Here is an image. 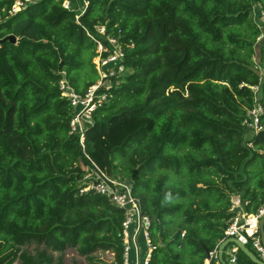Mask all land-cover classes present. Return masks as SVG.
<instances>
[{"label":"trees","instance_id":"1","mask_svg":"<svg viewBox=\"0 0 264 264\" xmlns=\"http://www.w3.org/2000/svg\"><path fill=\"white\" fill-rule=\"evenodd\" d=\"M16 1L0 0V264H52L46 253L19 255L32 242L124 264V213L80 194L89 161L59 89L63 72L79 93L99 79L88 36L107 45L98 25L122 36L127 73L94 113L87 154L133 182L153 221L150 264H207L232 196L248 212L264 202V115L258 135L244 126L250 87L264 108V23L253 10L264 0H91L79 23L82 0H32L11 16ZM239 264L256 263L240 251Z\"/></svg>","mask_w":264,"mask_h":264},{"label":"built area","instance_id":"2","mask_svg":"<svg viewBox=\"0 0 264 264\" xmlns=\"http://www.w3.org/2000/svg\"><path fill=\"white\" fill-rule=\"evenodd\" d=\"M80 9L83 15L91 0H82ZM32 0H17L9 11L14 16L22 9H25ZM66 9H71V4L66 1L63 5ZM260 7L255 5L253 10ZM264 15V12H261ZM259 18V19H260ZM96 32L105 38L107 45L102 40L93 37L89 32L88 36L97 44V56L94 64L99 75V79L91 85L84 93H79L71 84L66 73H61L59 89L61 96L69 103L71 108V118L69 123V135L78 138V143L88 164L81 166L83 174L79 180L80 194L94 193L108 200L115 209L124 213L122 224V247L124 264H150L153 251L156 249L151 238V227L153 224L149 215L145 214L141 207L140 199L134 194L133 182L110 175L101 168L87 154L86 135L94 126V113L108 104L113 98L115 89L122 85V78L127 73L124 65L126 53L119 38L107 34L105 25L96 26ZM255 98V105L247 111L244 126L252 136L258 135L263 130L261 118L264 115V108L260 102L261 94L259 86L250 87ZM230 211L234 216L229 221L225 230L226 238L237 239L243 245L251 246L253 253L264 262V245L260 234V221L264 218V202L253 212L246 210L249 205L244 202L239 195H233ZM185 233L182 234V237ZM250 249V248H249ZM240 249L235 244H229L224 250V259L227 264H239ZM111 253V252H109ZM113 254V253H111ZM114 255V254H113ZM219 261V247L209 254V259Z\"/></svg>","mask_w":264,"mask_h":264},{"label":"rangeland","instance_id":"3","mask_svg":"<svg viewBox=\"0 0 264 264\" xmlns=\"http://www.w3.org/2000/svg\"><path fill=\"white\" fill-rule=\"evenodd\" d=\"M78 6L79 4H77L76 6L77 9ZM80 12L81 11H77V13ZM261 12L262 11L260 10V8H258L256 10L257 13L256 16L260 18ZM259 20L264 23L263 13H262V17ZM261 39L262 37L259 38L260 41ZM257 49L259 50V44L257 45ZM253 60L257 63V65H259V60L257 55L253 57ZM259 71H262L260 67H259ZM118 177L128 181L130 180L127 176H124L123 173H121ZM250 250L253 251L251 246H250ZM22 253H26L32 257H38L40 253H46L47 255L53 257L52 264H58L60 260L62 261L63 264H113L115 262L114 255L109 252L99 251L90 257H83L78 254L76 249L69 248L63 253L54 252L51 249L45 247L44 245L37 244L36 242H32L22 246L20 248L19 255ZM12 264H23V263L20 258H17L14 262H12Z\"/></svg>","mask_w":264,"mask_h":264},{"label":"water","instance_id":"4","mask_svg":"<svg viewBox=\"0 0 264 264\" xmlns=\"http://www.w3.org/2000/svg\"><path fill=\"white\" fill-rule=\"evenodd\" d=\"M10 41L15 43L16 38L14 36L10 37ZM260 234L262 238V242L264 245V218L260 221ZM229 244H235L239 247L240 251L245 254L248 258H250L254 263L256 264H264L260 259L257 258V256L251 251L247 246L243 245L241 242H239L237 239L229 238L222 242L219 246V261L221 264H227L224 259V250Z\"/></svg>","mask_w":264,"mask_h":264},{"label":"crops","instance_id":"5","mask_svg":"<svg viewBox=\"0 0 264 264\" xmlns=\"http://www.w3.org/2000/svg\"><path fill=\"white\" fill-rule=\"evenodd\" d=\"M132 264H134V263L132 262Z\"/></svg>","mask_w":264,"mask_h":264}]
</instances>
